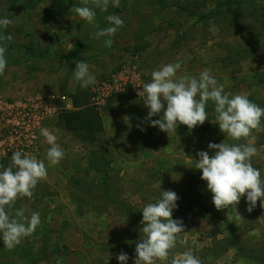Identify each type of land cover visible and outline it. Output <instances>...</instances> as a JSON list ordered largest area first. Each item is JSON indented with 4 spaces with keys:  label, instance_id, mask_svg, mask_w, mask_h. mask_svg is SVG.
<instances>
[{
    "label": "rangeland",
    "instance_id": "obj_1",
    "mask_svg": "<svg viewBox=\"0 0 264 264\" xmlns=\"http://www.w3.org/2000/svg\"><path fill=\"white\" fill-rule=\"evenodd\" d=\"M251 1L0 0V97L84 93L104 126L63 112L35 158L0 156V264H264ZM132 67L141 93L108 94Z\"/></svg>",
    "mask_w": 264,
    "mask_h": 264
},
{
    "label": "built area",
    "instance_id": "obj_2",
    "mask_svg": "<svg viewBox=\"0 0 264 264\" xmlns=\"http://www.w3.org/2000/svg\"><path fill=\"white\" fill-rule=\"evenodd\" d=\"M132 69L123 70L118 78L107 84L108 94L121 91L127 85L137 95L141 93L140 76L135 72V67ZM72 109V99L65 95L20 101H8L0 97V156L35 158L39 154L42 140L48 137L46 124Z\"/></svg>",
    "mask_w": 264,
    "mask_h": 264
},
{
    "label": "trees",
    "instance_id": "obj_3",
    "mask_svg": "<svg viewBox=\"0 0 264 264\" xmlns=\"http://www.w3.org/2000/svg\"><path fill=\"white\" fill-rule=\"evenodd\" d=\"M246 1L250 6L256 7L251 0ZM72 102L74 110L64 112L59 117L66 131L85 135H96L104 132L102 116L99 110L90 104L86 94L79 93L74 95ZM255 263L261 264L258 261H255Z\"/></svg>",
    "mask_w": 264,
    "mask_h": 264
}]
</instances>
